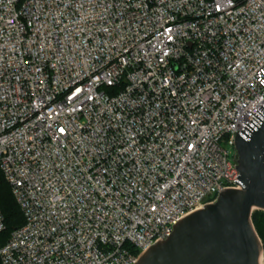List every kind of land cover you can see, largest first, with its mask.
<instances>
[{"label":"built area","instance_id":"built-area-1","mask_svg":"<svg viewBox=\"0 0 264 264\" xmlns=\"http://www.w3.org/2000/svg\"><path fill=\"white\" fill-rule=\"evenodd\" d=\"M263 104L264 0H0V264H135L241 188Z\"/></svg>","mask_w":264,"mask_h":264},{"label":"water","instance_id":"water-1","mask_svg":"<svg viewBox=\"0 0 264 264\" xmlns=\"http://www.w3.org/2000/svg\"><path fill=\"white\" fill-rule=\"evenodd\" d=\"M251 116L234 138L241 188L222 189L214 203L177 222L135 264H262L252 214L264 212V104Z\"/></svg>","mask_w":264,"mask_h":264},{"label":"trees","instance_id":"trees-1","mask_svg":"<svg viewBox=\"0 0 264 264\" xmlns=\"http://www.w3.org/2000/svg\"><path fill=\"white\" fill-rule=\"evenodd\" d=\"M0 212L5 229L0 233V247L9 239L11 233L24 225L23 214L12 195L9 184L0 174ZM252 223L264 247V212L255 211L252 214Z\"/></svg>","mask_w":264,"mask_h":264},{"label":"rangeland","instance_id":"rangeland-1","mask_svg":"<svg viewBox=\"0 0 264 264\" xmlns=\"http://www.w3.org/2000/svg\"><path fill=\"white\" fill-rule=\"evenodd\" d=\"M220 146L224 149H228L231 151V154H235V150H234V147L230 148L229 145H228V142H227V138H224L221 140L220 142ZM255 212V211H254ZM262 243V242H261ZM263 246V244H262ZM262 257H263V264H264V247H263V254H262Z\"/></svg>","mask_w":264,"mask_h":264},{"label":"snow or ice","instance_id":"snow-or-ice-1","mask_svg":"<svg viewBox=\"0 0 264 264\" xmlns=\"http://www.w3.org/2000/svg\"><path fill=\"white\" fill-rule=\"evenodd\" d=\"M60 131H61V132H63L64 130H63V129H61Z\"/></svg>","mask_w":264,"mask_h":264},{"label":"bare ground","instance_id":"bare-ground-1","mask_svg":"<svg viewBox=\"0 0 264 264\" xmlns=\"http://www.w3.org/2000/svg\"><path fill=\"white\" fill-rule=\"evenodd\" d=\"M262 264H263V257H262Z\"/></svg>","mask_w":264,"mask_h":264}]
</instances>
